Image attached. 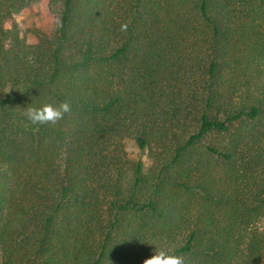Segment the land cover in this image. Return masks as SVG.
Listing matches in <instances>:
<instances>
[{"label": "trees", "instance_id": "16d2710c", "mask_svg": "<svg viewBox=\"0 0 264 264\" xmlns=\"http://www.w3.org/2000/svg\"><path fill=\"white\" fill-rule=\"evenodd\" d=\"M39 1L0 0V264H264V0H45L28 44Z\"/></svg>", "mask_w": 264, "mask_h": 264}, {"label": "rangeland", "instance_id": "374dc122", "mask_svg": "<svg viewBox=\"0 0 264 264\" xmlns=\"http://www.w3.org/2000/svg\"><path fill=\"white\" fill-rule=\"evenodd\" d=\"M13 19L17 25L19 35L26 43H36L35 33L44 30L49 21L47 2L40 0L37 3L28 4L22 10L15 12ZM130 151L134 159L142 161L143 170H146L150 165L146 151H139L133 146L130 147Z\"/></svg>", "mask_w": 264, "mask_h": 264}, {"label": "clouds", "instance_id": "9594fccd", "mask_svg": "<svg viewBox=\"0 0 264 264\" xmlns=\"http://www.w3.org/2000/svg\"><path fill=\"white\" fill-rule=\"evenodd\" d=\"M121 27L124 28L126 25H122ZM69 110L70 106L66 102H62L57 106L45 103L41 104L39 107H29L26 115L33 123H54ZM143 264H183V261L179 256L155 247L153 254L149 258L145 259Z\"/></svg>", "mask_w": 264, "mask_h": 264}]
</instances>
